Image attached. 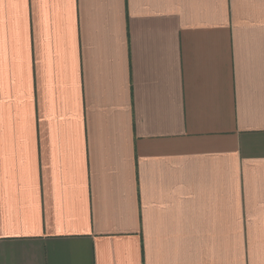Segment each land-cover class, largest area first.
<instances>
[{
  "label": "crops",
  "instance_id": "0c3cea01",
  "mask_svg": "<svg viewBox=\"0 0 264 264\" xmlns=\"http://www.w3.org/2000/svg\"><path fill=\"white\" fill-rule=\"evenodd\" d=\"M0 264H264V0H0Z\"/></svg>",
  "mask_w": 264,
  "mask_h": 264
}]
</instances>
